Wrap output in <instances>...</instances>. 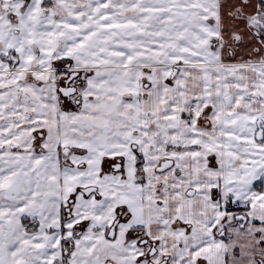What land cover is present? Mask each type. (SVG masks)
<instances>
[{
  "label": "snow or ice",
  "instance_id": "snow-or-ice-1",
  "mask_svg": "<svg viewBox=\"0 0 264 264\" xmlns=\"http://www.w3.org/2000/svg\"><path fill=\"white\" fill-rule=\"evenodd\" d=\"M0 264H264V0H0Z\"/></svg>",
  "mask_w": 264,
  "mask_h": 264
}]
</instances>
